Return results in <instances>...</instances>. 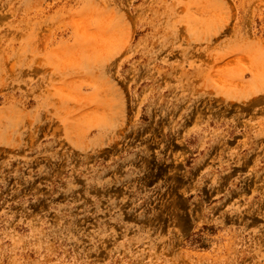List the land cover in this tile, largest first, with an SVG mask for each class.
I'll return each mask as SVG.
<instances>
[{"label": "rangeland", "instance_id": "rangeland-1", "mask_svg": "<svg viewBox=\"0 0 264 264\" xmlns=\"http://www.w3.org/2000/svg\"><path fill=\"white\" fill-rule=\"evenodd\" d=\"M0 264H264V0H0Z\"/></svg>", "mask_w": 264, "mask_h": 264}]
</instances>
